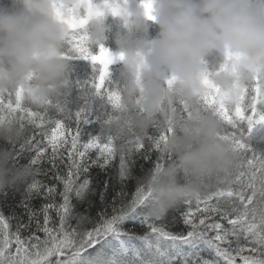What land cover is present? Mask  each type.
Returning <instances> with one entry per match:
<instances>
[{
    "label": "clouds",
    "instance_id": "obj_1",
    "mask_svg": "<svg viewBox=\"0 0 264 264\" xmlns=\"http://www.w3.org/2000/svg\"><path fill=\"white\" fill-rule=\"evenodd\" d=\"M110 35L112 50L104 47ZM75 37L88 52L107 49L119 65L112 87L120 104L101 137L166 134L162 149L171 163L149 172L142 185L154 217L231 183L238 160L221 138L216 106L231 111L246 88L264 86V0H10L0 5V96L14 99L19 91L24 104L37 108L63 96ZM212 95L217 105L209 108L204 99ZM257 110L264 112V103ZM260 127L251 140L259 139ZM23 134L15 117L0 124V188L28 175L10 169L5 147ZM82 264L110 258L97 250Z\"/></svg>",
    "mask_w": 264,
    "mask_h": 264
},
{
    "label": "snow or ice",
    "instance_id": "obj_2",
    "mask_svg": "<svg viewBox=\"0 0 264 264\" xmlns=\"http://www.w3.org/2000/svg\"><path fill=\"white\" fill-rule=\"evenodd\" d=\"M104 2L107 3L108 0ZM145 7L150 9V4L146 3ZM148 18L151 19L150 16ZM79 23L83 24V19ZM69 51L74 52L79 59L90 60L101 66L95 80L83 85L84 89L92 87L98 94L106 93L107 100L118 102V95L105 87L109 67L113 63L110 52L101 47L97 54L92 55L83 47L78 37L70 42ZM204 103L209 108L217 105L214 95L206 97ZM88 114L86 107L76 111L74 119L72 114H65L59 109L39 115L28 112V116L32 117L29 124L33 129L32 135L27 145L16 151L30 153V164L36 169L43 163H47L54 171L63 165L54 177L63 186V191L60 201L57 202L55 186L43 185L38 180L31 183L28 192L41 193L48 200L39 214L42 222L39 218L32 224L17 223L13 229L10 218L0 215V264H82V256L85 253L90 254L89 250L95 252L98 245L106 250L126 252L127 247H122L118 241L125 246L136 244L120 228L126 220L143 216L142 205L148 193L142 188H136L130 199L122 196L120 206L117 207V203H114L112 214L103 215L91 230L88 227L81 230L77 226L72 227L70 223L73 219L87 226L92 223L87 215L72 214L70 210L69 195L73 192L79 194L85 187L76 184L81 163L92 151L103 156L105 163L112 158L108 145H101L94 139L87 143L80 142L79 127L88 122ZM216 115L223 124L221 138L232 144L240 161L246 159V170L240 173L245 180L241 182L240 190H234L231 187L232 182L227 188L211 189L203 198L197 199L195 212L191 211V201L186 202L188 210L184 212L183 221L188 231L181 236L170 234L144 219L150 229L144 238L147 240L149 236L156 237L154 247L166 259L167 264H173L172 252L178 245H186L192 241L202 242L224 264H237V257L242 264H264V157L253 152L250 158H246L245 154L251 150L243 137L237 135V123L233 116L222 105L216 106ZM235 116L237 120L245 119L243 110L239 108ZM258 124L264 125V114L259 115L255 121V125ZM255 125L249 121V131ZM171 131L169 128L168 133ZM165 141L166 134L159 132L158 136L147 137L146 142L136 145L134 149L136 153L143 152L146 157L150 152L157 153L154 172L164 166L165 154L162 145ZM121 178H125L123 171ZM249 189L250 194L246 195L245 192ZM213 200L214 204L209 203ZM53 213L56 220H53ZM217 216L219 221L208 222L210 218ZM223 221H226L227 227ZM38 233H43V239ZM148 247L152 248L153 244L149 243ZM202 264L208 262L204 261Z\"/></svg>",
    "mask_w": 264,
    "mask_h": 264
},
{
    "label": "trees",
    "instance_id": "obj_3",
    "mask_svg": "<svg viewBox=\"0 0 264 264\" xmlns=\"http://www.w3.org/2000/svg\"><path fill=\"white\" fill-rule=\"evenodd\" d=\"M9 3L10 0H0V5H8ZM109 23L112 24V21L109 20ZM112 30H116V25L112 24ZM155 33L156 29L153 26L150 29V34L155 35ZM104 47L109 50L114 49L111 35ZM89 53L95 55L98 50L92 49ZM68 55L71 67L70 83L67 92L60 98L55 101H49L37 108L24 104L19 91L14 99L0 96V124H3L9 117H15L21 131L24 133L19 141L5 146L10 153L9 167L13 171L26 169L28 173L23 180L0 188V215L10 218L13 229L17 223L32 224L39 218L42 222V217H39V214L48 203V200L41 193L28 192V188L34 180H38L43 185L55 186L57 202L60 201L63 191V186L54 179L59 170L63 168V165H60L54 171L47 163H43L36 169L30 164V153H18L16 151L21 146H26L32 135L33 129L29 126L32 117L28 116L29 111L39 115L43 112H52L59 109L65 114H72L74 119V113L81 107H86L89 113L87 116L88 122L82 123L79 127L80 142L87 143L94 139L101 145H108L111 149L112 158L107 163L104 162V157L96 151L88 153L86 160L81 163L76 184L78 186L84 185L85 187L83 192L79 194L73 192L69 195L70 210L72 214L87 215L92 223L87 226L73 219L70 221L72 227L77 226L81 230L88 227L91 230L93 226L100 222L103 215L107 214L110 216L114 203H117V207H119V201L122 196L125 195V198L130 199L136 188H142L145 176L153 171L157 159V153L155 152H150L146 157L143 152L136 153L134 150L136 145L146 142L147 137L158 136L159 131L156 129H149L142 140L131 137L114 141L110 138L104 139L101 137V128L107 123L109 112L118 108L120 104V96L112 87V82L116 79L119 72V65L115 63L110 65L109 77L105 84L108 91L115 92L119 97L118 102H112L105 98L106 93L100 92L98 94L92 87L87 90L83 87V85L95 80L101 66L90 60L79 59L74 52L69 51ZM262 103H264V86L256 82L245 89L234 109L231 111L226 109L237 123V135L243 137V140L251 150L245 154L246 158H250L253 152L257 156L264 157V127L257 129L258 140L250 139L253 129L249 131L248 128L249 121H252L255 125L259 115L264 114L257 110ZM238 108L243 110L244 120H237L235 112ZM74 127L75 125H73ZM235 155L238 160V167L232 177L231 187L234 190H240V184L245 180V177L240 175V173L246 170V159L240 161L236 153ZM170 163L171 160L165 156L164 165ZM121 165L123 166L122 168ZM121 171L124 172L125 178L123 179L121 178ZM178 182H184L182 176H178ZM227 187L229 185L221 186V188ZM213 188L217 187L209 188L201 198ZM250 191V189L247 190L245 194H250ZM148 200L149 198L147 197L142 205L144 209L143 216L135 220H126L120 228V231L124 232L129 239L134 240L136 244L125 246L118 241L122 247H127L128 250L126 252H120L115 249L106 250L104 247L97 246V250H102L109 255L110 264H167L166 259L159 255L154 247L156 237L149 236L147 240L144 238L146 233L150 232L145 220L148 223L162 227L165 231L176 236L186 234L188 231L183 221V215L188 210L186 202L189 201L177 203L168 209L164 216L156 218L152 215ZM209 203L214 204L215 201H209ZM196 204L197 199L191 200V211H196ZM200 206L203 207V204ZM53 220H56L54 213ZM213 221H219V217H212L208 222L211 223ZM222 223L227 227L226 221ZM38 234L43 239V233ZM241 242L244 243L243 241ZM149 243L153 244L152 248L148 247ZM87 256L88 253H85L82 256V261ZM172 258L173 264H193L194 258L195 264H202L204 261L208 262V264H224L223 260L216 257L211 249L199 241L178 245L172 252ZM237 264H242L239 257H237Z\"/></svg>",
    "mask_w": 264,
    "mask_h": 264
},
{
    "label": "rangeland",
    "instance_id": "obj_4",
    "mask_svg": "<svg viewBox=\"0 0 264 264\" xmlns=\"http://www.w3.org/2000/svg\"><path fill=\"white\" fill-rule=\"evenodd\" d=\"M245 91V90H244ZM261 113H264V112H261Z\"/></svg>",
    "mask_w": 264,
    "mask_h": 264
}]
</instances>
